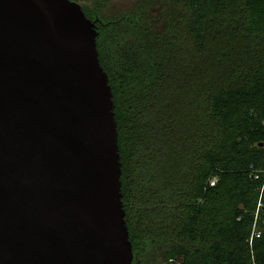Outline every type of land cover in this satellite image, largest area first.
Masks as SVG:
<instances>
[{
  "label": "trees",
  "instance_id": "1",
  "mask_svg": "<svg viewBox=\"0 0 264 264\" xmlns=\"http://www.w3.org/2000/svg\"><path fill=\"white\" fill-rule=\"evenodd\" d=\"M75 1L112 92L131 264H264V0Z\"/></svg>",
  "mask_w": 264,
  "mask_h": 264
},
{
  "label": "water",
  "instance_id": "2",
  "mask_svg": "<svg viewBox=\"0 0 264 264\" xmlns=\"http://www.w3.org/2000/svg\"><path fill=\"white\" fill-rule=\"evenodd\" d=\"M75 0H0V264H131L112 92Z\"/></svg>",
  "mask_w": 264,
  "mask_h": 264
},
{
  "label": "rangeland",
  "instance_id": "3",
  "mask_svg": "<svg viewBox=\"0 0 264 264\" xmlns=\"http://www.w3.org/2000/svg\"><path fill=\"white\" fill-rule=\"evenodd\" d=\"M132 3L133 2L130 0H112L109 2V4L111 5V8L114 10L125 9L127 7H130Z\"/></svg>",
  "mask_w": 264,
  "mask_h": 264
},
{
  "label": "built area",
  "instance_id": "4",
  "mask_svg": "<svg viewBox=\"0 0 264 264\" xmlns=\"http://www.w3.org/2000/svg\"><path fill=\"white\" fill-rule=\"evenodd\" d=\"M210 182L213 183V180H211ZM259 233H260V229L257 226L254 225L253 228H252V233H251L248 241L251 242L253 236H258Z\"/></svg>",
  "mask_w": 264,
  "mask_h": 264
}]
</instances>
